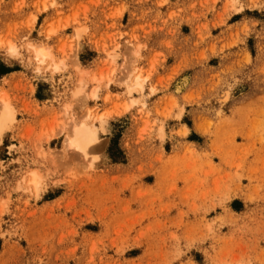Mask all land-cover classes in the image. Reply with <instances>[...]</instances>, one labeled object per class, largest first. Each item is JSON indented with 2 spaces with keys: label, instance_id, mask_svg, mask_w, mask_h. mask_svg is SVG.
Masks as SVG:
<instances>
[{
  "label": "rangeland",
  "instance_id": "rangeland-1",
  "mask_svg": "<svg viewBox=\"0 0 264 264\" xmlns=\"http://www.w3.org/2000/svg\"><path fill=\"white\" fill-rule=\"evenodd\" d=\"M254 60L264 0H0V264H264Z\"/></svg>",
  "mask_w": 264,
  "mask_h": 264
},
{
  "label": "bare ground",
  "instance_id": "bare-ground-1",
  "mask_svg": "<svg viewBox=\"0 0 264 264\" xmlns=\"http://www.w3.org/2000/svg\"><path fill=\"white\" fill-rule=\"evenodd\" d=\"M29 46H31L30 49L32 48V50H33V53H34L33 56L35 57V59L37 61L43 63V61L46 60V58L48 56L46 49L43 48V47H36L35 48L33 45H29ZM6 52H8L9 54H13L14 53L13 46L12 45L9 46V48L7 49ZM54 69H56V67ZM136 77L139 78V74ZM93 78H95V77H93ZM137 78H135L134 80L135 81H140L139 79L137 80ZM92 80H94V79H92ZM135 81H134V83H137ZM136 85H138V83ZM94 91H96V90H94ZM92 93H95V92H91L90 93L91 94V98H92V95H93ZM0 107L2 109V113H3L2 117H3V119H5V121L6 120H11V119L13 120V117H12V114H11L12 112H10V107H9V105L7 104V102L5 101V99L3 97H0ZM86 115H88L87 118L90 117V114L87 113ZM93 123H95V122H93ZM75 126H74V129L72 128L73 129L72 136L68 139V141H67L68 143L66 142V144L68 145V147H73L74 149L76 148L77 150H79L81 152H84L86 150V148L89 147V145L93 144V142L96 141V139H97V136H96L97 135V131H96L97 127H96V125H93V124L92 125L91 124L90 125L81 124L79 126L78 125L76 127ZM98 128H99V126H98ZM30 175H31V177H30V181L29 182L36 187L37 184H38V179H37V176H36L37 174L32 172Z\"/></svg>",
  "mask_w": 264,
  "mask_h": 264
},
{
  "label": "crops",
  "instance_id": "crops-1",
  "mask_svg": "<svg viewBox=\"0 0 264 264\" xmlns=\"http://www.w3.org/2000/svg\"><path fill=\"white\" fill-rule=\"evenodd\" d=\"M254 63H255V67H256V69L257 70H259L260 69V67L262 66V64H260V62L257 60H254ZM254 67V68H255ZM262 67H264V66H262ZM258 74H264V70H263V72L261 73V72H258ZM262 76H264V75H262ZM254 92V91H253Z\"/></svg>",
  "mask_w": 264,
  "mask_h": 264
},
{
  "label": "snow or ice",
  "instance_id": "snow-or-ice-1",
  "mask_svg": "<svg viewBox=\"0 0 264 264\" xmlns=\"http://www.w3.org/2000/svg\"><path fill=\"white\" fill-rule=\"evenodd\" d=\"M14 54V53H13Z\"/></svg>",
  "mask_w": 264,
  "mask_h": 264
}]
</instances>
